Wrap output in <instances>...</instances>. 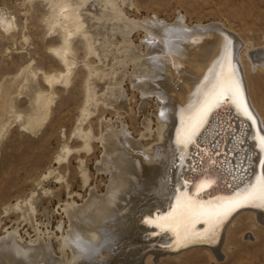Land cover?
<instances>
[{
  "label": "bare ground",
  "instance_id": "1",
  "mask_svg": "<svg viewBox=\"0 0 264 264\" xmlns=\"http://www.w3.org/2000/svg\"><path fill=\"white\" fill-rule=\"evenodd\" d=\"M47 1L52 12L49 29L61 41L50 53L62 68L52 74L44 72L45 84L52 89L69 85L76 67L73 55L77 38L82 39L87 52L99 60V65L86 64V102L81 110V126L76 130L84 149L91 150L97 138L82 124L103 108L117 112L116 120L100 116L101 133L97 140L104 153L98 168L108 175L109 182L105 193L92 188L85 202L66 205L70 226L62 236V250L63 246L68 247L71 258L65 254L58 257L51 244L42 238L24 245L16 231H7L0 236V264H147L149 258L158 263L164 256H179L198 249L210 252L219 260L228 234L239 218L251 215L264 227V207L248 203L247 207H236L224 216L212 235L186 240H219L215 246L197 244L172 252L165 251L167 247L161 244L172 243L173 246L186 241L177 242L175 234L167 227L164 234L152 237L154 231L164 229L154 224L173 212L177 197L187 196L207 206L233 199L258 186L264 178V159L263 172L259 170L264 151L252 139L264 130V118L253 96L255 89L264 94V83L259 81L253 85L250 79L251 75L252 78L264 77V44L249 46L248 41L234 36L232 30L220 23L188 24L181 13L177 21L176 18L171 22L157 16L133 19L126 12V7L132 5L131 0ZM0 24L8 33L15 27L13 20L3 13H0ZM184 29L190 31L185 33ZM135 30L145 33L142 43L147 48L145 53L131 39ZM193 40L197 41L195 46L191 43ZM200 40L204 42L199 43ZM226 42H230L232 66L256 125L253 127L237 115L232 106L223 105L226 107L212 113L197 137L199 148L193 146L182 152L176 145L182 117L201 98L218 72L217 57ZM129 66L132 72L128 71ZM28 69V66L23 68L0 85V92H6L5 104L0 107V137L14 113L11 97L29 80ZM127 78L142 99L139 112L146 131L138 136L123 114L132 113L124 84ZM53 98L52 92L38 93L28 127L47 119ZM151 100L157 103L152 113L148 110ZM161 112L165 113L163 117ZM155 121L157 132L155 126L152 127ZM150 134L158 139L146 145L143 138L148 139ZM63 150L64 158L73 151L69 146ZM205 182L209 186L202 189L200 186ZM195 227L204 231L208 225L198 223Z\"/></svg>",
  "mask_w": 264,
  "mask_h": 264
},
{
  "label": "rangeland",
  "instance_id": "2",
  "mask_svg": "<svg viewBox=\"0 0 264 264\" xmlns=\"http://www.w3.org/2000/svg\"><path fill=\"white\" fill-rule=\"evenodd\" d=\"M131 2L126 12L133 19L157 16L171 22L176 18L177 21V15L181 13L188 24L220 23L232 30L234 36L248 41L249 46L264 44V0ZM49 4L47 0H0V13L15 23L10 33L2 30L0 24V85L6 78L29 67L28 82L11 97L14 113L0 137V236L7 231H16L24 245L42 238L51 244L58 257L65 254L69 259L71 250L68 247L64 249V246L62 250V236L70 226L65 208L67 204L85 202L92 188L100 194L107 191L109 177L98 168V162L104 155L97 141L101 133L100 116L114 119L117 112L103 108L82 124L97 138L91 144L93 149H84L76 130L81 126V110L86 102V64L99 65V60L91 56L82 39L77 38L73 55L76 67L69 85L52 89L45 84L44 72L52 74L62 68L50 53V49L59 46L61 41L49 29L52 13ZM144 34L142 30H135L131 39L145 53L147 48L142 44ZM104 64L107 65V61ZM131 66L128 68L130 72L133 71ZM250 79L253 85L259 81L264 83V77L252 78L251 75ZM129 81L127 78L124 84L132 113L123 114L132 132L138 136L146 131L142 124L144 118L139 112L142 99ZM39 92L54 94L51 112L40 124L28 127ZM5 96L6 92H0L1 108L5 104ZM253 96L264 118V94L255 89ZM156 104L154 100L150 101V113ZM18 115L22 117L18 118ZM154 126L157 132V121ZM146 139L143 138L149 145L158 138L150 134L149 140ZM66 146L73 151L64 158ZM60 156L63 157L59 159ZM220 254L221 259L217 260L205 250H190L179 256H164L158 263L149 258L147 264H264V227L259 226L253 216H242L230 230Z\"/></svg>",
  "mask_w": 264,
  "mask_h": 264
},
{
  "label": "snow or ice",
  "instance_id": "3",
  "mask_svg": "<svg viewBox=\"0 0 264 264\" xmlns=\"http://www.w3.org/2000/svg\"><path fill=\"white\" fill-rule=\"evenodd\" d=\"M183 31L188 33L190 30L184 29ZM203 42V40L199 41V43ZM191 43L195 46L197 41L193 40ZM217 61L218 72L213 80L209 81L206 90L197 103L190 106L187 113L182 117L181 129L176 139V145L182 152L193 146L199 148L197 137L201 135L208 124L212 113L223 105L232 106L237 115L250 122L253 127L256 125V118L247 104L241 81L236 78V69L232 66L230 42L223 44ZM160 115L163 117L165 113L161 112ZM261 131L262 134L258 137L254 135L252 139L256 146L264 151V130ZM208 186V183L205 182L200 187L203 189ZM248 203H258L260 207H264V178H261L258 186L238 194L233 199L207 206L200 205L187 196L177 197V204L173 212L156 222L154 226L170 229L175 234L177 242L186 241L193 237L210 236L224 216L228 215L234 208ZM146 223L151 224L153 221H146ZM198 223H205L208 228L199 231L195 227Z\"/></svg>",
  "mask_w": 264,
  "mask_h": 264
},
{
  "label": "water",
  "instance_id": "4",
  "mask_svg": "<svg viewBox=\"0 0 264 264\" xmlns=\"http://www.w3.org/2000/svg\"><path fill=\"white\" fill-rule=\"evenodd\" d=\"M224 106H221L220 108H218V110H222V108H223ZM226 107V106H225ZM224 107V108H225ZM223 108V109H224ZM227 110H229V108H226ZM257 133V132H256ZM263 159L264 158H261L260 159V162H259V170H260V172L262 173L263 172ZM216 185L217 184H215V185H212L211 186V189H214L215 187H216ZM210 189V190H211ZM242 207H247L246 205H244V206H241L240 208H242ZM240 208H238V209H240ZM171 209H172V207H171ZM170 209V210H171ZM228 220V219H227ZM226 220V221H227ZM226 221L223 223V225H221V227H220V230H222L223 229V227L225 226V223H226ZM201 224V223H200ZM166 230L167 229H163L162 231H154V233L152 234V237H157V236H159V235H162V234H164L165 232H166ZM221 232V231H220ZM217 242H219V240H217V241H214V242H210V241H201V240H189V241H186V242H182V243H175L173 246H172V243H166V244H161V247H164V248H166V250L165 251H176V250H179V249H183V248H186V247H189V246H191V245H197V244H204V245H210V246H215L216 244H218ZM170 245V246H169ZM171 246L173 247L172 249H171ZM168 249H170V250H168Z\"/></svg>",
  "mask_w": 264,
  "mask_h": 264
}]
</instances>
